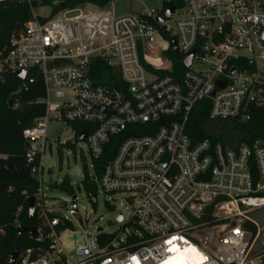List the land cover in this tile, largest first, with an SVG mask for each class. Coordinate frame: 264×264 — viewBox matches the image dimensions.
<instances>
[{
    "label": "built area",
    "instance_id": "2783aa9c",
    "mask_svg": "<svg viewBox=\"0 0 264 264\" xmlns=\"http://www.w3.org/2000/svg\"><path fill=\"white\" fill-rule=\"evenodd\" d=\"M169 1L170 18L164 3L128 15L85 6L41 20L33 11L0 52V79L24 69L23 81L31 70L44 80L45 113L23 131L33 174L42 169L35 159L46 151L48 124L85 122L89 128L72 130L77 140L88 134L94 162L125 135L93 180L133 205L118 231L88 234L69 257L59 230L69 220L46 204L40 176L38 237L48 247L33 261L27 250L19 264H264V252L252 253L249 228V214L264 207V146L193 143L186 133L191 118L208 112L205 126L218 136L223 122L249 120L264 103V0ZM170 52L182 56L183 68ZM101 63L118 84L97 81Z\"/></svg>",
    "mask_w": 264,
    "mask_h": 264
},
{
    "label": "trees",
    "instance_id": "16d2710c",
    "mask_svg": "<svg viewBox=\"0 0 264 264\" xmlns=\"http://www.w3.org/2000/svg\"><path fill=\"white\" fill-rule=\"evenodd\" d=\"M114 0H32L31 4L20 1L0 2V52H6L14 37H18L25 30V25L34 17L33 10L48 6L52 9L50 16L56 15L61 10H72L94 5L101 8L110 7ZM63 4V9H61ZM43 20V18H40ZM173 59L176 69L183 68L182 56L169 53ZM102 74L98 78L100 83L118 84L114 78L109 79L111 71L106 64H100ZM105 75V76H104ZM30 78L33 82H30ZM45 96L44 80L41 73L31 70L26 81L21 80L14 73H6L0 79V264H7L14 252L21 256L31 249L30 261L37 259L43 249L48 247V241L40 237L32 238L28 232L18 235V225L23 224L29 229L40 228V219L35 213L29 216V200L35 197L39 183L32 172L33 164L26 158V141L23 131L31 127L35 120L42 117L46 107L42 102ZM264 96V93H263ZM10 101L13 105L10 106ZM208 112L191 118L186 125V133L192 138L193 143H198L206 137L213 142H221L224 146L236 147L244 144L254 149L264 146V103L255 106L251 110L249 120L240 118L222 123V133L218 136L212 135L205 126ZM76 131L89 128L90 124L68 123ZM134 128V127H132ZM131 128V129H132ZM129 134V132L127 133ZM125 136V135H124ZM124 136L113 137L106 146L103 156L96 160V176L101 175L105 164L116 154L120 142ZM74 143H66L65 146L72 147ZM36 164V162H35ZM256 174V168L254 170ZM84 187L89 194L96 193L98 186L94 180H84ZM58 189L73 193V188L68 181L61 185H55ZM54 215V214H53ZM71 227L70 221L60 225L59 230ZM249 228L255 234L256 227L249 223Z\"/></svg>",
    "mask_w": 264,
    "mask_h": 264
},
{
    "label": "rangeland",
    "instance_id": "374dc122",
    "mask_svg": "<svg viewBox=\"0 0 264 264\" xmlns=\"http://www.w3.org/2000/svg\"><path fill=\"white\" fill-rule=\"evenodd\" d=\"M163 3L164 0H114L110 7L117 15H128L141 10L149 12L151 9H159ZM94 7L90 6L91 9ZM33 11L43 19L52 13L48 6ZM47 135L46 151L44 154L37 153L35 159L37 165L41 163L42 169L34 175L37 179L41 176L44 182L46 204L54 208L58 216H65L70 221L71 227L62 230L61 240L67 255L72 257L86 243L88 234L118 231L131 218L133 205L126 196L104 193L101 187H98L96 193L89 194L83 183L87 178L93 180L96 175L94 161L87 141L77 140L67 123L50 122ZM68 142L75 144L67 147L65 144ZM41 145V140L36 143L38 151L42 150ZM66 181L73 188L72 194L55 186ZM73 196H77L75 203ZM74 205L78 212L72 214ZM119 215L123 216L122 222L117 220ZM249 218L256 227L252 253L259 254L264 252V207L251 212Z\"/></svg>",
    "mask_w": 264,
    "mask_h": 264
},
{
    "label": "water",
    "instance_id": "95a60500",
    "mask_svg": "<svg viewBox=\"0 0 264 264\" xmlns=\"http://www.w3.org/2000/svg\"><path fill=\"white\" fill-rule=\"evenodd\" d=\"M164 4L167 8L166 10V13H165V18H170L174 12V5L172 4V2H170L169 0H164ZM61 9H63V4H61ZM164 22V18L161 19V23ZM145 23L147 24L148 22L145 21ZM202 32H204L205 35H207V33L205 32V30H202ZM173 51L174 52H178V45H177V41L176 40H173ZM194 51L191 52L189 55H187L184 59V64L185 66L189 67L191 64H192V60H193V56H194ZM15 75L17 77H19L21 80H25L27 78V70H17L15 72ZM224 86V85H223ZM222 86V87H223ZM13 105V102L10 101V106ZM243 121H245V119H243ZM87 133H81L80 135V140H84L86 137H87ZM25 147H26V150H29L30 148V144L29 142H26L25 144ZM73 202L75 203L77 201V196H73L72 198ZM36 206V199L35 197L33 198H30L29 200V216L32 217L35 213V208ZM78 210L75 208V205L73 207V209L71 210V213L74 214V213H77ZM123 219L122 215H119L117 220L118 221H121ZM24 232H28L29 235L32 237V238H37L38 237V229L36 227H33L31 229H29L27 226L23 225V224H19L18 225V230H17V233L18 235H21L22 233ZM20 258V253L19 252H14L12 253V255L10 256L7 264H17V261L18 259Z\"/></svg>",
    "mask_w": 264,
    "mask_h": 264
},
{
    "label": "crops",
    "instance_id": "0c3cea01",
    "mask_svg": "<svg viewBox=\"0 0 264 264\" xmlns=\"http://www.w3.org/2000/svg\"><path fill=\"white\" fill-rule=\"evenodd\" d=\"M88 7H90L91 5H87Z\"/></svg>",
    "mask_w": 264,
    "mask_h": 264
},
{
    "label": "snow or ice",
    "instance_id": "6c2138e0",
    "mask_svg": "<svg viewBox=\"0 0 264 264\" xmlns=\"http://www.w3.org/2000/svg\"><path fill=\"white\" fill-rule=\"evenodd\" d=\"M193 251H195V249H192Z\"/></svg>",
    "mask_w": 264,
    "mask_h": 264
}]
</instances>
